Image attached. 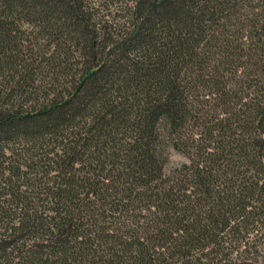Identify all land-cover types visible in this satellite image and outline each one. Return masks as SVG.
Returning a JSON list of instances; mask_svg holds the SVG:
<instances>
[{"label":"trees","instance_id":"1","mask_svg":"<svg viewBox=\"0 0 264 264\" xmlns=\"http://www.w3.org/2000/svg\"><path fill=\"white\" fill-rule=\"evenodd\" d=\"M0 264H264V0H0Z\"/></svg>","mask_w":264,"mask_h":264},{"label":"rangeland","instance_id":"2","mask_svg":"<svg viewBox=\"0 0 264 264\" xmlns=\"http://www.w3.org/2000/svg\"><path fill=\"white\" fill-rule=\"evenodd\" d=\"M111 10L113 11L114 7H112ZM184 162H185V160L182 157H180V156H178L176 154H172L171 155V159H170V163H169V165H168L166 170H169V169H171L173 167H176V166H178V165H180V164H182Z\"/></svg>","mask_w":264,"mask_h":264}]
</instances>
